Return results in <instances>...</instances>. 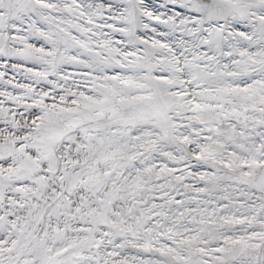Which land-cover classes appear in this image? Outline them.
I'll use <instances>...</instances> for the list:
<instances>
[{
	"label": "snow or ice",
	"instance_id": "1",
	"mask_svg": "<svg viewBox=\"0 0 264 264\" xmlns=\"http://www.w3.org/2000/svg\"><path fill=\"white\" fill-rule=\"evenodd\" d=\"M0 264H264V0H0Z\"/></svg>",
	"mask_w": 264,
	"mask_h": 264
}]
</instances>
